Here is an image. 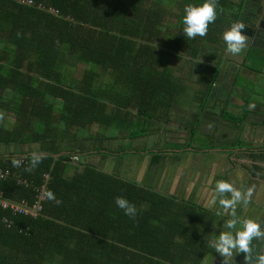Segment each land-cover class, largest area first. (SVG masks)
<instances>
[{
    "label": "trees",
    "instance_id": "obj_1",
    "mask_svg": "<svg viewBox=\"0 0 264 264\" xmlns=\"http://www.w3.org/2000/svg\"><path fill=\"white\" fill-rule=\"evenodd\" d=\"M32 1L27 7L0 0L1 40L10 45L0 48V145L29 146L9 156L0 152V264H205L215 225L225 229L229 217L199 198L164 191L161 179L175 171L161 168V160L166 155L167 164L174 162L179 149L219 151L209 150L216 134L204 136L198 125L218 79L214 69L227 52L222 35L239 14L229 18L228 0H217L215 23L192 40L181 36L184 10L203 0ZM171 18L181 26L176 34L168 29ZM200 60L214 72L187 71ZM72 64L86 67L75 77ZM251 70L262 75L264 57ZM184 101L192 105L176 121L173 111ZM199 102L203 108L193 109ZM245 118L224 115L232 124ZM173 122L188 132L185 142L168 139ZM146 136L154 137L153 148ZM127 137L129 147L120 141ZM141 151L149 156L148 182L82 160ZM33 152L42 153V161L25 171ZM14 159L22 160L19 167ZM44 187L59 203L45 198L36 217L1 205L30 207ZM117 196L136 206L135 219L116 206ZM256 241L254 258L264 253Z\"/></svg>",
    "mask_w": 264,
    "mask_h": 264
},
{
    "label": "crops",
    "instance_id": "obj_2",
    "mask_svg": "<svg viewBox=\"0 0 264 264\" xmlns=\"http://www.w3.org/2000/svg\"><path fill=\"white\" fill-rule=\"evenodd\" d=\"M15 1L17 5L21 6L22 0ZM228 5L230 6L229 10L231 13L229 14V18H232V14H239L237 17V23H243L245 25V29L243 30L244 33L247 37L250 36L246 32L247 30L252 31L250 15L253 14L250 12L254 11L255 13V11L261 10L262 13L264 9V0H228ZM247 10L249 11L244 14V11ZM174 19L175 22H178V18ZM257 22V25L259 24V27H261L260 29H262L261 34H263V36H261L257 42L252 41V39L248 37L246 45L249 44L250 47H245L244 51L239 56H233L226 52L223 55V63L214 69L216 73L217 71L219 72L218 79L214 90H212V94H210L209 98L207 97L203 118L198 125V131L200 134L209 137L213 136L215 133L216 138H214V140L217 141V143H224V146L220 147L227 148L212 152L202 151L200 153L179 149L177 150L178 152H175L176 158L174 162L173 160H170L167 164L166 161L170 158L166 155L162 158L161 168L168 166L169 169L176 172V174L174 172L169 175L171 176V179L163 181L171 183L168 187V191L178 195L180 198L188 199L192 196L193 198H196V200L199 198L200 203L203 202L209 204L206 202L212 200L214 196V185L219 181L216 180V177L220 178V180L227 178L228 182L241 191L252 187L253 195L251 201L245 206H243V204L237 205L236 215L241 220L252 219L259 224L261 223V229L264 230V70L262 75L251 70L252 63L257 62L258 59L260 60V58L264 57V13L260 15ZM178 31L179 30H177L176 33ZM0 42H3L1 40V35ZM253 52L255 58L251 63L248 61V57L250 53ZM209 66L213 67V64L209 62L203 63L200 60L196 65V68L191 66L187 71L193 70L199 72L200 75L202 73L210 75L214 71L210 73L207 72L206 67ZM197 80L198 76L195 79L193 86L199 90ZM207 84L210 85V81H208ZM201 103H195L192 108L201 110L203 108ZM182 104V109L178 108L173 111V119L176 121L177 119L178 121L182 120L183 115L186 113L185 110H189L192 105L185 101ZM0 112L3 113V110L0 109ZM225 113L234 114L242 118L246 115V118L241 123L232 124L224 119ZM179 125L180 124L177 122L171 123V126L175 128L176 131L169 134V140L185 142L186 138H188V132L179 129ZM237 141H242L243 145L240 146ZM249 142L253 145V148L239 149L240 147H245V145L250 144ZM235 143L238 145L234 146ZM230 144H233L232 147L229 146ZM15 146L17 147V150L22 152L29 148L28 145ZM228 148L234 149L235 153L231 154V151L228 150ZM169 149L170 148L166 147L163 150L169 151ZM0 152L6 156L14 153L7 151L6 146L2 147L1 145ZM141 152V155L143 156L146 154V151ZM183 158L184 160H180ZM176 162H180L181 164L173 166ZM143 166L140 177L136 179L139 182H144L145 180V167L149 166V156L144 157ZM257 166H259L260 169L257 170L255 168ZM120 173L122 174V172ZM161 187L163 188V186ZM9 203L14 204L12 202ZM3 208H11L16 214L31 215L17 212L15 207L12 206H3ZM212 209L217 211L222 218L223 216L225 218L227 216L231 219V216L228 214L230 210H227V213L219 203L214 205ZM251 214H254V216L252 217ZM229 218L227 220H229ZM237 227L239 228L240 225ZM220 231L229 230L226 228L223 229V223L220 227L215 225V234L208 240L207 247H210L209 242L216 238ZM256 242L257 241L254 240L252 246H256ZM259 242V245H264V240H260ZM236 258L237 260L239 258L243 259V254H235L232 258H229L230 264L232 262L231 260ZM221 261L222 258L214 249L212 253L208 252L205 257V264H218Z\"/></svg>",
    "mask_w": 264,
    "mask_h": 264
},
{
    "label": "clouds",
    "instance_id": "obj_3",
    "mask_svg": "<svg viewBox=\"0 0 264 264\" xmlns=\"http://www.w3.org/2000/svg\"><path fill=\"white\" fill-rule=\"evenodd\" d=\"M21 6L28 7V5L22 4ZM184 11L182 34L192 40L197 36L204 37L208 33L209 25L215 23L217 19V0H203V3L199 5L189 4ZM244 29L245 25L243 23H233L224 31L222 39L229 54L239 56L244 51L248 41V37L243 31ZM3 118V113L0 112V120ZM6 148L8 149L7 146ZM42 158V153L33 152L25 171L35 169L41 163ZM21 163V159L12 161L15 167H19ZM43 195L48 200L59 203L54 192L49 190L44 192ZM252 195V187L241 191L228 181L219 180L216 182L214 196L210 203L215 205L218 202L223 209L230 210L228 214L231 216V219L227 220L224 225L229 231H220L216 238L209 242V246L222 258V264H230L229 258L239 253L243 254L245 264H264V253L256 255L254 258V249L252 247L254 240H264V230L261 229L260 224L255 220H241L236 215L237 205H247L251 201ZM115 204L119 209L123 210L126 216L135 219L137 208L134 204L122 196L115 197ZM238 225H240L239 228L237 227Z\"/></svg>",
    "mask_w": 264,
    "mask_h": 264
},
{
    "label": "rangeland",
    "instance_id": "obj_4",
    "mask_svg": "<svg viewBox=\"0 0 264 264\" xmlns=\"http://www.w3.org/2000/svg\"><path fill=\"white\" fill-rule=\"evenodd\" d=\"M169 21L171 22V24L168 27V29L170 31H173L176 34V31L179 30L180 27H181L180 24L178 22H175V19H173V18H171ZM181 36H184V35L181 34ZM0 47L2 48V51H3L5 49H7V48H10V45L3 41V42H0ZM2 51H0V54H2ZM71 66L72 67H71V69H69V72H71L72 75L75 76V77L81 75L82 69H84L86 67L85 65H82V64H78V65L72 64ZM153 140H154L153 136H149V137L146 136L145 141L148 142V144H146V146L149 145V147H151L152 146L151 142ZM120 141L126 147H129V138L128 137H127V139L121 138ZM222 142H224V141H222ZM112 146L114 148H118L117 147L118 146L117 140H113L112 141ZM139 146H140V142H139ZM220 146H221V142L215 143V146L212 149H209V150H224L225 148H227V147H220ZM252 146L253 145L251 143L245 145V147H248V148H253ZM151 148H153V147H151ZM7 151L16 152L17 151V147L15 145H11L7 149ZM144 157L145 156H143L141 154H135V153L127 154V156H125L123 158H121L119 155L115 156L113 154L112 155H108V156L97 154V155H93V156H90V157L82 159V160L98 164L100 167L106 168V169H113V168L116 169L117 168L118 172H122V175L124 177L131 178V179H138L140 177V173H141V170L143 168ZM180 160H184V158L180 159ZM179 164H181V163L180 162H176L173 166L179 165ZM81 169H83V167H81ZM0 177H1V172H0ZM158 177H161V176L159 175ZM144 178H145L144 182H148V180H149L148 175L147 176L144 175ZM161 178H163V177H161ZM169 179H171V176H169V178H165L163 180L161 179L162 186H163L164 190H169V189L166 188L168 182H163V181L164 180H169ZM206 203H209L210 208H212L214 206L210 202H206ZM216 204H218V203H216ZM224 210H226V212H227V209H224ZM251 216L253 217L254 214H251ZM261 216H263V215H261Z\"/></svg>",
    "mask_w": 264,
    "mask_h": 264
},
{
    "label": "built area",
    "instance_id": "obj_5",
    "mask_svg": "<svg viewBox=\"0 0 264 264\" xmlns=\"http://www.w3.org/2000/svg\"><path fill=\"white\" fill-rule=\"evenodd\" d=\"M21 4L22 5H28V6L34 5L32 0H22ZM42 9H44V8H42ZM49 12L56 13V11H54L53 9H50ZM74 158L77 159V157H74ZM0 172H1V177H3L4 176L3 172L2 171H0ZM44 192H46V188L45 187L43 188L41 194L39 195V199L36 201V203H34L30 207L26 206V205H23V204H19V205L10 204L8 201H5V200L2 201V205L4 207H8V206L15 207V210L17 212H23L25 214H31V215H34V216H38L39 212L42 209L41 201L45 199V196L43 195Z\"/></svg>",
    "mask_w": 264,
    "mask_h": 264
},
{
    "label": "water",
    "instance_id": "obj_6",
    "mask_svg": "<svg viewBox=\"0 0 264 264\" xmlns=\"http://www.w3.org/2000/svg\"><path fill=\"white\" fill-rule=\"evenodd\" d=\"M248 11L249 10L244 11V14H246ZM250 13L253 14V15L249 14L251 17V26H252L251 29H252V31L247 30L246 32L248 35H250L248 37H250V39H252V41L257 42L261 38V36H263V34H261V30H262V29H260L261 27H259V24L257 25V23H258L257 19L260 17V15H262L264 13V9H263L262 13H261V10L255 11V13H254V11H251ZM246 47H250L249 44L246 45ZM239 149H248V147H240ZM232 150H234V149H232Z\"/></svg>",
    "mask_w": 264,
    "mask_h": 264
},
{
    "label": "flooded vegetation",
    "instance_id": "obj_7",
    "mask_svg": "<svg viewBox=\"0 0 264 264\" xmlns=\"http://www.w3.org/2000/svg\"><path fill=\"white\" fill-rule=\"evenodd\" d=\"M251 18V17H250ZM249 19V18H248ZM251 21V20H250ZM251 23V22H250Z\"/></svg>",
    "mask_w": 264,
    "mask_h": 264
}]
</instances>
